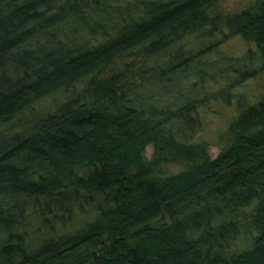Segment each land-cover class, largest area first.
Returning <instances> with one entry per match:
<instances>
[{"label":"trees","instance_id":"1","mask_svg":"<svg viewBox=\"0 0 264 264\" xmlns=\"http://www.w3.org/2000/svg\"><path fill=\"white\" fill-rule=\"evenodd\" d=\"M221 2L0 0V264H264V0Z\"/></svg>","mask_w":264,"mask_h":264},{"label":"rangeland","instance_id":"2","mask_svg":"<svg viewBox=\"0 0 264 264\" xmlns=\"http://www.w3.org/2000/svg\"><path fill=\"white\" fill-rule=\"evenodd\" d=\"M253 1L254 0H222L221 5L223 6L225 10H232L237 7H242ZM221 49L230 55L236 56V55L242 54V52L245 50V47L240 40H238L237 38H233V39H228L227 41H225L221 45ZM263 84H264V77H261V78H258L254 83L251 82V84L248 85L247 88H243L242 90H244L248 96L252 94H257L261 90V87L263 86ZM44 105L45 106L49 105V102L45 101L39 107H44ZM215 107L222 112L223 118L218 119L214 117V114H209V117H210L209 121H211L212 123L211 125H209V129L207 130V133L204 132L203 134V135H207L206 137L213 142L217 140L216 138L217 133L215 129L217 127L222 128V124L226 121V118L231 114V108L222 107L220 105H215ZM225 148H226V141L225 139L224 140L222 139L221 141H218L215 144L209 145L205 152L206 153L205 156L209 158H214L220 152H222ZM153 153H154L153 144L151 142H147L144 145V149H143L144 158L147 160L151 159L153 156ZM259 178L261 180H264V174H261Z\"/></svg>","mask_w":264,"mask_h":264}]
</instances>
